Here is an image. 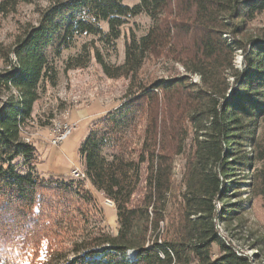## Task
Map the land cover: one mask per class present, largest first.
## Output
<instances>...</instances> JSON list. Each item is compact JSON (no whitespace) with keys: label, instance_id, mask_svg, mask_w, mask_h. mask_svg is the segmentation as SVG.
I'll return each instance as SVG.
<instances>
[{"label":"trees","instance_id":"obj_1","mask_svg":"<svg viewBox=\"0 0 264 264\" xmlns=\"http://www.w3.org/2000/svg\"><path fill=\"white\" fill-rule=\"evenodd\" d=\"M19 1L31 2L1 0L0 13ZM263 10L264 0H138L131 7L122 0L51 2L15 40L14 64L0 71V264H16L17 249L37 245L28 224L8 213L12 203L33 210L43 188L58 197L74 189L92 198L81 179L40 176L33 168L36 148L23 137L40 83L54 82L47 50L75 33L99 30L102 21L116 39L126 18L138 13L152 23L144 35L129 37L122 63L96 54L106 76L128 79L124 101L91 122L78 149L85 178L113 201L117 231L98 228L73 242L71 257L51 254L44 264H253L220 236L217 224L238 214L237 189L245 183L238 174L254 162L264 200V151L246 152L264 120V35L247 37L246 23ZM83 54L67 67L85 66L89 54ZM152 57L183 72L140 78ZM176 156L183 158L182 189L166 211Z\"/></svg>","mask_w":264,"mask_h":264},{"label":"rangeland","instance_id":"obj_2","mask_svg":"<svg viewBox=\"0 0 264 264\" xmlns=\"http://www.w3.org/2000/svg\"><path fill=\"white\" fill-rule=\"evenodd\" d=\"M53 1H19L13 9L0 13V71L14 64L11 49L17 37L28 26L37 24L42 11ZM122 1L130 7L138 3V0ZM151 23L150 17L145 13L130 16L120 26L119 36L112 39L107 36L106 22L102 21L99 23V30L92 33H75L67 39L68 41L66 40L65 45L55 43L47 50L54 82L44 80L40 83L39 97L33 105L32 119L23 129L24 139L32 142L36 148V162L33 168L40 176L47 178L50 175H67L72 178L70 175L72 168H78L83 172L78 149L86 137L91 122L119 107L124 101L128 86L127 78L106 76L96 54L99 53L102 59L111 65L122 63L125 43L129 37L134 35L139 38L144 35ZM246 24L247 37L264 35V10ZM223 36L228 38L230 35L225 33ZM85 51L89 54V61L85 66L67 67L70 58L84 56ZM234 65L239 68L242 66L239 50L236 51ZM182 72L183 68L180 65L152 57L144 63L139 77L152 80ZM191 79L198 80V76L194 74ZM2 97L0 95V101ZM58 120L75 122L76 127L60 145L53 146L48 142L49 132L51 125ZM255 140V144L246 150L251 156L256 151H264V120L260 124ZM186 142L188 143L189 139ZM182 165V156H176L172 193L166 211H170L174 201L179 199L178 194L182 189ZM259 168L260 163L254 162L248 170L239 172L241 181L245 183L237 189L235 201L241 205L237 210L238 214L225 222V228L221 223L220 227L218 226L223 238H226L225 241L245 253L253 264H264V200L257 194L261 182L260 174L257 177ZM65 170L68 172L61 174ZM79 179L91 199H83L74 189L58 197L52 189L43 188L37 194L33 210L12 203L8 213L15 221L28 224V227L26 226V229L30 230L28 238L37 244L35 248L17 249L16 264H44L51 254L69 258L72 256L73 242L81 241L98 228L111 234L116 233L114 205H107L105 203L107 197L92 187L86 178ZM132 254L133 252L129 251L127 257L132 258Z\"/></svg>","mask_w":264,"mask_h":264},{"label":"built area","instance_id":"obj_3","mask_svg":"<svg viewBox=\"0 0 264 264\" xmlns=\"http://www.w3.org/2000/svg\"><path fill=\"white\" fill-rule=\"evenodd\" d=\"M75 127V122L70 123L68 121H55L50 128L48 142L53 146L60 145L61 142L75 129ZM70 175L73 178H85L84 172H79L78 168H72ZM105 203L109 206L113 205V201L110 199H106Z\"/></svg>","mask_w":264,"mask_h":264},{"label":"bare ground","instance_id":"obj_4","mask_svg":"<svg viewBox=\"0 0 264 264\" xmlns=\"http://www.w3.org/2000/svg\"><path fill=\"white\" fill-rule=\"evenodd\" d=\"M80 172V171H79ZM220 227V225L219 224H217V227ZM218 227V228H219ZM220 231V230H219ZM220 236L223 238V235H222V233H221V231H220ZM224 239V238H223ZM226 239V238H225ZM235 248V247H234ZM235 250H236V252H237V254H240V255H246L245 253H242L241 251H239V250H237L236 248H235Z\"/></svg>","mask_w":264,"mask_h":264},{"label":"crops","instance_id":"obj_5","mask_svg":"<svg viewBox=\"0 0 264 264\" xmlns=\"http://www.w3.org/2000/svg\"><path fill=\"white\" fill-rule=\"evenodd\" d=\"M66 171L68 172V170H65V171L61 172V174H64V173L66 174L67 173Z\"/></svg>","mask_w":264,"mask_h":264}]
</instances>
